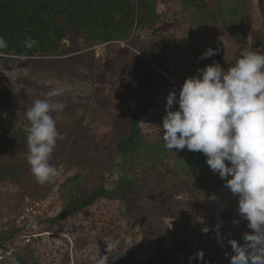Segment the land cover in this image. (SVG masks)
Instances as JSON below:
<instances>
[{"label": "rangeland", "instance_id": "374dc122", "mask_svg": "<svg viewBox=\"0 0 264 264\" xmlns=\"http://www.w3.org/2000/svg\"><path fill=\"white\" fill-rule=\"evenodd\" d=\"M131 1L141 22L126 38L102 42L86 30L68 29L57 53L0 52V264H18L15 255L29 264H95L106 254L105 242H115L110 255H120L109 257L108 264H189L191 257L230 264L229 240L242 244L250 232L238 211L233 218L238 225L219 220L237 199L204 154L196 152L201 164L196 167L187 161L186 148H165L162 118L169 93L178 97L198 68L218 62L227 70L250 50L264 53L259 0H152L143 9L140 0ZM208 48L219 52L198 59ZM53 87L65 90L51 98L65 104L51 113L62 136L50 159L59 175L41 185L27 163L24 111L36 99H49ZM143 99L152 105L139 123V145L122 154L112 132L114 118L131 117ZM9 172L15 180L2 178ZM124 179L139 189L132 209L124 199L106 196L61 215L72 196L99 185L118 190ZM199 180H208L210 188L196 190ZM26 197L37 204L36 227L19 236L16 219L28 205Z\"/></svg>", "mask_w": 264, "mask_h": 264}, {"label": "clouds", "instance_id": "9594fccd", "mask_svg": "<svg viewBox=\"0 0 264 264\" xmlns=\"http://www.w3.org/2000/svg\"><path fill=\"white\" fill-rule=\"evenodd\" d=\"M36 44L31 37L25 41L28 48ZM5 48L7 41L0 36V50ZM218 52L208 48L198 59ZM197 73L185 79L178 97L176 91L167 97L162 118L164 146L204 154L207 165L237 199L239 217L247 221L251 231L243 234L242 244L229 240L234 253L230 264H264V53L250 50L227 70L213 62L198 68ZM64 91L63 87H53L47 93L49 99H36L24 111L29 122L27 163L41 185L53 183L59 175L50 159L62 136L51 113L63 111L65 104L51 98L62 96ZM174 105H178L176 110H172ZM233 223L238 225L240 220ZM105 244L106 254L95 264H108L109 257L120 256L110 255L116 251L115 242ZM197 255L202 257L203 253Z\"/></svg>", "mask_w": 264, "mask_h": 264}, {"label": "trees", "instance_id": "16d2710c", "mask_svg": "<svg viewBox=\"0 0 264 264\" xmlns=\"http://www.w3.org/2000/svg\"><path fill=\"white\" fill-rule=\"evenodd\" d=\"M139 4L142 9L145 5H153L152 0H140ZM259 8L264 16L263 0H259ZM140 22L136 18V5L131 0H0V36L7 41V48L0 52L31 56L39 48L42 53H57L68 29L74 32L86 30L93 40L107 42L118 37L126 38ZM28 37L35 39L37 44L26 47ZM151 105L152 102L143 99L131 117L114 118L112 132L117 137L116 146L122 154L137 150L141 133L139 123ZM187 161L201 167L196 152L187 150ZM2 178L16 179L11 172ZM122 182L124 185L118 190L108 191L99 185L95 191L72 196L61 215L79 212L92 205L96 199L106 196L122 198L132 209L137 201L134 196L139 189L131 180L124 179ZM195 188L205 192L210 188V182L199 180ZM184 238L177 245L181 250L185 248ZM15 259L18 264H29L18 255H15ZM189 264L210 263H201L198 257H191Z\"/></svg>", "mask_w": 264, "mask_h": 264}, {"label": "built area", "instance_id": "2783aa9c", "mask_svg": "<svg viewBox=\"0 0 264 264\" xmlns=\"http://www.w3.org/2000/svg\"><path fill=\"white\" fill-rule=\"evenodd\" d=\"M31 199L26 197V202L28 203L27 206H25L23 212L21 215H19L16 219V228H17V234L19 236L25 235L26 232L28 233L29 229H31L32 225L34 224V219L36 215L38 214L37 204H32ZM251 231L250 229H248ZM29 239V236L26 238V240ZM4 245L0 246V253L2 254V251L4 250L3 248ZM8 247V250L6 252L10 253L12 252V249Z\"/></svg>", "mask_w": 264, "mask_h": 264}, {"label": "water", "instance_id": "95a60500", "mask_svg": "<svg viewBox=\"0 0 264 264\" xmlns=\"http://www.w3.org/2000/svg\"><path fill=\"white\" fill-rule=\"evenodd\" d=\"M238 209V202H234L233 204H231L228 209L222 211L218 218L219 220L222 221H232L234 218V214L236 213Z\"/></svg>", "mask_w": 264, "mask_h": 264}]
</instances>
